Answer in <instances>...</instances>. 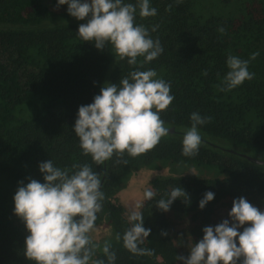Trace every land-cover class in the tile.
I'll return each mask as SVG.
<instances>
[{"label": "trees", "instance_id": "trees-1", "mask_svg": "<svg viewBox=\"0 0 264 264\" xmlns=\"http://www.w3.org/2000/svg\"><path fill=\"white\" fill-rule=\"evenodd\" d=\"M149 2L157 15L141 18L137 8L135 23L159 39L163 52L140 67L142 57L130 66L111 45L101 51L83 41L78 29L87 19L70 16L68 5L58 8V0H0V264H35L24 255L29 233L15 215L14 196L21 182H45L39 165L48 160L61 169L88 164L101 174L105 199L96 229L103 231L91 235L100 246L94 259L105 264V241L116 253L115 264H183L177 255L190 254L204 227L231 222L235 199L244 197L264 212V0ZM124 3L136 5L137 0ZM254 52L259 56L250 60ZM229 55L250 60L255 76L222 92ZM149 69L171 86L175 99L161 113L171 131L147 154H125L127 164L114 156L96 165L83 155L74 132L79 107L91 104L106 83L119 86L131 71ZM194 112L211 121L198 126V155L185 157L182 142ZM139 174L155 197L132 210L119 193ZM178 186L190 200L181 197L168 212L161 211L158 200ZM209 191L215 198L201 210ZM132 211L142 213L144 227L151 229L141 246L154 249L151 256L133 255L123 246Z\"/></svg>", "mask_w": 264, "mask_h": 264}, {"label": "clouds", "instance_id": "clouds-1", "mask_svg": "<svg viewBox=\"0 0 264 264\" xmlns=\"http://www.w3.org/2000/svg\"><path fill=\"white\" fill-rule=\"evenodd\" d=\"M65 4L70 16L79 21L87 19L80 24L78 36L98 50L111 45L115 56L120 60L127 58L130 66H136L142 57L140 67L162 54L159 39L153 40L148 28L135 23L137 8L141 18L157 15L149 0H137L136 5L124 0H58L57 7ZM218 31L226 34L223 27ZM258 56L259 52L252 53L250 60ZM250 60L229 55V71L219 90L231 91L254 79L255 74L249 71ZM156 77L154 69L133 70L122 77L119 86L106 83L91 104L79 107L74 132L84 156H91L96 165H104L114 156L119 162L125 154L136 158L152 151L169 134L161 113L175 98L170 94V84ZM190 119L191 128L185 131L182 142L185 157L198 155L202 142L198 126L211 121V117H202L198 112L192 113ZM39 169L45 182L30 179L26 186L21 182L14 196L15 215L29 233L24 249L27 260L35 264H105L103 259H94L100 246L93 243L91 235L97 230V214L105 199L101 174L88 164H74L72 169H78L74 172L61 169L52 160L42 162ZM144 195L148 201L155 197L151 190ZM181 197L190 200L181 187H175L167 199L158 200L157 207L168 212ZM214 198V193H205L200 209ZM228 215L231 222L225 219L215 227H204L203 239L190 247L187 257L177 255V260L183 264H264V212L240 197L233 201ZM128 219L130 227L123 234L124 248L133 255H153L154 249L141 247L151 234V229L144 227L142 213L132 211ZM161 235L167 236V232ZM116 239H121L119 234ZM111 248V243L105 241L102 252L107 264H115L116 253Z\"/></svg>", "mask_w": 264, "mask_h": 264}, {"label": "rangeland", "instance_id": "rangeland-1", "mask_svg": "<svg viewBox=\"0 0 264 264\" xmlns=\"http://www.w3.org/2000/svg\"><path fill=\"white\" fill-rule=\"evenodd\" d=\"M146 177L137 176L130 181L129 186L119 193L120 201L123 202L124 205L129 207L130 209H138L141 202L146 198L144 193L146 192L147 188V181ZM150 187V186H149ZM103 229H97L93 232V234L98 235L102 232Z\"/></svg>", "mask_w": 264, "mask_h": 264}, {"label": "water", "instance_id": "water-1", "mask_svg": "<svg viewBox=\"0 0 264 264\" xmlns=\"http://www.w3.org/2000/svg\"><path fill=\"white\" fill-rule=\"evenodd\" d=\"M171 131V130H170Z\"/></svg>", "mask_w": 264, "mask_h": 264}]
</instances>
